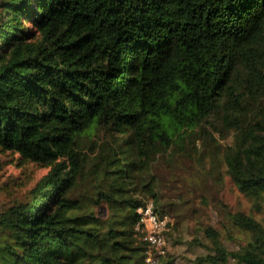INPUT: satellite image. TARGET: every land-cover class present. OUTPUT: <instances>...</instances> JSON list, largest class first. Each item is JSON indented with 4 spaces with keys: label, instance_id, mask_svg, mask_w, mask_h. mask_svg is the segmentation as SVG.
Wrapping results in <instances>:
<instances>
[{
    "label": "trees",
    "instance_id": "trees-1",
    "mask_svg": "<svg viewBox=\"0 0 264 264\" xmlns=\"http://www.w3.org/2000/svg\"><path fill=\"white\" fill-rule=\"evenodd\" d=\"M0 148L48 166L0 208V264H138V207L224 173L261 205L264 0H0ZM228 217L250 238L229 250L207 226L197 261L264 264V224Z\"/></svg>",
    "mask_w": 264,
    "mask_h": 264
},
{
    "label": "rangeland",
    "instance_id": "rangeland-1",
    "mask_svg": "<svg viewBox=\"0 0 264 264\" xmlns=\"http://www.w3.org/2000/svg\"><path fill=\"white\" fill-rule=\"evenodd\" d=\"M229 140L230 137L220 139V142L226 143ZM177 164L178 172H175V175L184 176L188 180L190 173L203 172L201 169H204L193 160L192 152H188L184 157H178ZM203 164L205 168L210 166L209 162ZM159 167L165 175L167 172L162 168V164H159ZM47 169V165L28 161L16 152L0 148V208L22 198ZM172 175L171 170V177ZM170 185L175 187L168 189V194L184 191L177 182H170ZM182 195L189 197L186 203L165 213L171 225L166 232L165 254L159 262L169 260L171 264H207L197 261L205 254L213 252L210 240L204 232L207 226L219 232L220 241L227 249H237L250 238V235L249 232L241 231L232 225L228 217L230 212L241 210L264 224V202L259 206L254 204L251 198L239 191L225 173L222 174L221 183L215 184L210 177L204 178V188L185 190ZM138 264H147L144 256L139 259ZM222 264L237 263L230 258Z\"/></svg>",
    "mask_w": 264,
    "mask_h": 264
},
{
    "label": "built area",
    "instance_id": "built-area-1",
    "mask_svg": "<svg viewBox=\"0 0 264 264\" xmlns=\"http://www.w3.org/2000/svg\"><path fill=\"white\" fill-rule=\"evenodd\" d=\"M137 211L140 214L142 238L148 244L145 261L147 264H158L160 258L165 254L166 232L170 229V219L167 214L158 213L151 201H146L138 207Z\"/></svg>",
    "mask_w": 264,
    "mask_h": 264
}]
</instances>
